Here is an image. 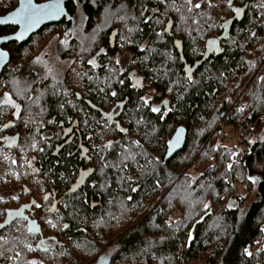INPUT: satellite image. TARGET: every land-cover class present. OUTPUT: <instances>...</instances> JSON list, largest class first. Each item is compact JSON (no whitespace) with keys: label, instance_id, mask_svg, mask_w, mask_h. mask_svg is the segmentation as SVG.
<instances>
[{"label":"trees","instance_id":"1","mask_svg":"<svg viewBox=\"0 0 264 264\" xmlns=\"http://www.w3.org/2000/svg\"><path fill=\"white\" fill-rule=\"evenodd\" d=\"M3 1L4 3H0V15L8 11L6 6L9 4L13 7L16 5L15 0ZM89 1L86 2V10L93 19V27L96 30L92 36V51L95 52L100 46H105L109 53L106 60L112 63L119 50L120 36L117 33L112 48L110 26L115 24L113 27H116L117 21L111 20V16L105 17L103 22H100V19L102 20L105 12L110 13L109 9L114 13L121 11L127 13L129 5L132 10L137 11L138 5L144 0H129L128 4H121V0H94L98 3L96 6H91ZM248 1V6L245 1H242L241 6H243H240L245 12V18L237 25L234 32V39L238 42L232 46L230 43L232 38H228L225 51L218 57L211 56L193 73L192 77H186L169 35H159L156 30L157 25L154 28L153 23L145 24L144 20L141 22L130 20L132 26L139 28L137 24L139 23L144 29H138L131 34H129L131 30L125 32V48L132 51L135 56L139 55L137 64L148 76L149 89H155L160 97L166 96L172 110L169 119L162 122L160 117L153 116L146 110L147 104L139 103V96L131 97L130 101L133 103L129 108L138 107L140 118H146V121L139 126L140 151H148L152 143L149 140L151 132L147 130L149 126L157 125L161 131L168 124L173 128L171 132L179 125L187 129L186 149L166 163L157 161L153 166L149 162H141L142 184L136 194L129 193L127 190L130 188L119 184L117 176L126 175L127 168H132V164L127 156H115L117 150H113L110 160L116 162L114 167L119 166L118 170L108 168L104 175L97 179L95 186H88L86 200L84 196H75L73 200L71 198L66 202L68 210L65 215L69 217L74 228L82 227L87 230V233H78L76 237V264H84L86 259L93 261L101 248L112 239L114 242L110 264H132L127 263L131 260H141L144 264H201L203 261L208 264H264V248L259 241L264 237L261 231V223L264 221L262 215L264 213V137L251 142L249 138L240 135L236 146H241L243 152L239 159L232 161L228 156L230 150H226V145L222 144L226 130L233 128L238 130L241 127L244 128L243 132L248 134L251 128L258 129L264 117L263 111L257 107L259 103H264V0ZM156 6L157 11L165 14L164 19L171 16L174 23L184 22L183 18L175 16L176 12H195L193 11L195 5L189 10L184 9V5L180 2L177 9L173 8L172 11L167 0H157ZM222 7L226 13L231 9L229 3ZM107 21L108 25L105 26ZM174 29V37L177 36L176 33L184 32L177 27ZM7 31L6 28L0 29V33ZM193 33H197L194 28L187 35L185 33L181 36L183 54L191 63L196 60L195 56L202 52L195 50L197 44L192 41ZM144 40L147 48L139 50L138 44L143 43ZM31 42L23 43L22 47L16 49V56L26 50L29 59H24L26 63L14 69L11 77L13 92L17 93L14 90L17 87L20 89L24 87L26 91L42 90L39 103L44 108L53 110L59 118V123L67 121L74 108L89 109L85 103L75 98L77 91L83 97L89 98L85 95L84 86L81 89H73L75 82L79 83V86L81 83L90 82L85 79L89 68L81 69L77 67L78 64L70 63L60 72L48 74L47 69L51 67L46 66L44 69L43 66L35 64L37 60L39 62L43 59H40V56L38 58L41 48L39 49L36 44L30 47L33 44ZM79 49V47L67 48L62 55L71 58L82 54V57H85V53H81ZM171 49L172 55L169 54ZM114 66L116 68L115 63L110 68L106 67V70L112 72ZM9 70L10 68L4 77L10 75ZM106 70L91 71L92 91L87 94L100 92L102 87L105 92L103 98L97 96L91 98L95 103L111 98V89L117 86L122 87L121 94L129 90V83L125 79L123 86H120V83L115 84L113 79L103 86L100 78H104ZM30 96L31 92L27 91V97ZM250 104L255 105L253 109L247 107ZM130 115V118L134 117ZM48 118L53 121L54 115H48ZM48 123L53 124V122ZM135 126L137 127L136 124ZM198 126L203 128L204 134L195 137V129ZM212 128L213 130L217 128V133L215 132L210 138ZM193 142L194 151L190 148ZM210 143V152L205 153L203 146L207 147ZM155 145L159 146L158 140ZM189 152H191L190 159L194 156L207 166L201 177L193 183V188H189L188 184ZM141 156L147 157L149 154L143 152ZM47 157L48 154L42 157L45 164L49 162V165L54 166L56 173L59 172L61 175L66 173L69 176L73 166V158L69 153H59L58 158H54L53 161ZM143 159L142 157L141 160ZM228 163L231 165L230 168ZM172 172L184 174L177 181L173 176L168 195L162 196L165 184L170 182L167 178ZM253 176L258 177L256 185L249 181V177ZM161 183L164 187L163 191L160 189L162 191L160 193L158 189ZM239 183L241 186L248 185L257 190L258 199L252 202L244 216L241 215V203L237 201L238 191H242L237 190ZM64 185L65 182L62 180L61 186ZM154 187L156 193L153 195L151 192ZM91 198L94 201L102 199V206L92 210L89 206ZM230 199L237 201V208L230 209L228 206ZM105 209L109 217L107 223L103 220ZM257 244L258 248L255 247ZM245 249L251 255H246Z\"/></svg>","mask_w":264,"mask_h":264},{"label":"flooded vegetation","instance_id":"2","mask_svg":"<svg viewBox=\"0 0 264 264\" xmlns=\"http://www.w3.org/2000/svg\"><path fill=\"white\" fill-rule=\"evenodd\" d=\"M156 1L140 2L137 11L141 12L135 11L136 9L132 10L128 5L127 13L122 11L114 13L111 9L108 10L110 13H104L100 22L108 16H111V20L117 21L116 27H113L115 24L110 26L112 48H114L117 33L120 36L119 50L112 63L106 60L109 53L105 46H100L95 52L92 51V36L96 30L93 27V19L86 10L87 0H70L65 4L67 14L61 22L43 27L28 42L24 43L27 44L33 40L31 43L34 45L36 41L38 48H41L38 58L40 56L43 60L39 62L37 60L35 64L43 66L44 69L46 66L51 67L47 69L48 74L60 72L70 63L78 64L77 67L81 69L89 68L85 79L90 82L81 83L80 86L75 82L73 87L75 90L84 86L85 91H83L89 98L83 97L78 91L75 93V98L85 103L89 109L74 108L68 120L63 121L64 123L61 121L59 123V118L53 110H48L39 103L42 90L28 89L27 91L31 92L30 97H27V91L22 86L21 89L19 87L14 89L17 93L13 92L11 77L14 69L24 65L26 63L24 59H29V54L25 50L21 55L16 56V49L22 45L16 42L1 46V49L9 54L10 62L0 77V100H3L4 94L8 93L12 101L19 105V109L10 104H0V264H76V237L78 233H87V230L82 227L75 229L69 217H66L67 200L71 198L73 200L75 196H84L86 200L88 186H95L97 179L103 176L108 168L118 170L119 166L114 167L116 162L110 160V154L114 149L117 150L114 153L115 156H127L132 164V168H127L126 175L117 176L122 187L130 188L127 190L129 193L139 192L143 176L140 172L141 162H149L153 166L157 161L166 163L165 157L169 142L182 125L177 126L173 132L169 124L161 131L157 125L149 126L147 130L151 132L149 140L152 145H149L148 151H140L139 126L146 121V118H140L138 107L129 108L133 103L130 101L131 97L139 96L141 104L145 100L148 101L149 103L144 102L148 106L146 110L153 116L160 117L162 122L169 119L172 110L166 107L167 103L164 101L169 100L166 96L160 97L155 89H148V76L139 69L137 64L139 55L135 56L132 51L125 48L124 33L131 30L129 32L131 34L138 29H144L139 23H137L139 28L132 26L130 20L138 22L144 20L145 24L153 23L154 28L157 25L156 30L159 35H169L172 38V47L177 51L184 67L186 77H192L193 73L211 56L218 57L225 51L228 38H232L230 43L235 46L238 41L234 39V32L237 25L241 24L245 18L241 4L245 1L244 3L248 6L249 2L248 0H231V2L229 0H167L171 11L173 8L177 9L179 2L184 5V9L189 10L193 9L194 5H200L199 8L195 7L193 10L195 12H176L175 16L183 18L184 22L174 23L173 17L168 16L164 19L165 14L157 11ZM15 2L16 5L12 9L0 16L14 11L19 5L18 0ZM89 2L91 6L98 4L94 0ZM122 3L128 4L129 0H121ZM150 3L154 4L149 6ZM227 3L231 9L226 13L222 6ZM234 9L239 11H234ZM52 27L54 29L50 31ZM174 27L184 32L176 33L177 36L174 37L173 30L176 29ZM193 28L197 32L192 34V41L197 44L195 50L202 52L195 56L196 60L191 63L185 59L183 54L181 36L185 33L187 35ZM6 30L8 31L0 33V36L13 35L18 29L6 27ZM36 37L39 39L38 43ZM51 39L55 42L59 61L63 62L62 67L61 64L58 67L52 65L48 56L44 54L46 45ZM76 47L80 48L81 53H85V57H82V54L71 58L63 57L64 50ZM138 48L139 50L147 48L145 40L138 44ZM172 49L169 50L170 55H172ZM114 63L116 68L114 66L111 69L112 72H108L106 67L110 68ZM8 68H10V75L4 77ZM93 70L98 72L106 70L104 78H100L103 86L108 84L110 79H113L115 84L120 83V86H123L125 79L129 83V90L121 94L122 87L117 86L111 89V98L106 101L93 102L91 100L93 96L103 98L105 93L102 87L100 92L94 91L87 94L92 91L91 71ZM150 91L152 92L149 93ZM157 99L161 100L157 101ZM154 107L158 111L153 112ZM51 114L54 115L53 121L48 118ZM130 114L134 117L130 118ZM48 122H53V124ZM157 140L159 146L155 145ZM185 149L186 146L182 151ZM62 152L69 153V156L73 158L69 176L66 173L62 175L59 172L56 173L54 166L42 161L45 154H48L47 158L53 161ZM143 152H148L149 156H141ZM109 163H111L110 166ZM183 172L185 173L186 169ZM184 173L172 172L167 178L170 182L165 184L164 191L162 190L164 184L159 185L158 190L160 193L163 191L162 196L168 195L172 184L171 178L175 176L177 181L183 177ZM62 180L65 182L64 186H61ZM153 193H156L155 187L151 194ZM72 200L71 204H73ZM89 204L93 210L102 206V199L94 201L91 198ZM108 218V211L105 209L103 217L105 223L108 222ZM65 225L67 227H64ZM107 237L110 239L109 236ZM113 242L114 239L109 240L89 264L96 263L101 257L110 263Z\"/></svg>","mask_w":264,"mask_h":264},{"label":"rangeland","instance_id":"3","mask_svg":"<svg viewBox=\"0 0 264 264\" xmlns=\"http://www.w3.org/2000/svg\"><path fill=\"white\" fill-rule=\"evenodd\" d=\"M0 3H4V1L3 0H0ZM12 7H13L12 4H9L8 6H6L7 10L12 9ZM52 29H54V27H52L50 29V31ZM36 39H37V43H38V40H39L38 37H36ZM34 44H36V41H35ZM31 45H33V44H31ZM31 45H30V47H31ZM44 54H46L48 56V60L50 61V63L52 65H54L55 67H58L61 64V67H62V63L63 62L61 63L59 61V57L56 54L54 40L51 39L47 43L46 48L44 50ZM151 92L152 91H150L149 93H151ZM147 103H149V102L147 101ZM263 104L264 103L261 102V103L258 104L257 107L263 111L262 114L264 115V105ZM254 106L252 104L247 105V107H250L252 109L254 108ZM195 130H196V136L195 137H198L199 135L204 134L203 128L201 126H198ZM229 130L230 129L226 130V133H225L226 134V137H224V141L222 142V144L223 145H226V147H227L226 150H230V154H228V156L230 157V159L232 161V160H236L237 158L239 159L240 155L243 152L241 146L240 147L239 146H236L237 139L240 137V135L243 136V137L249 138V140L251 142L252 141H255L257 139H261V138L264 137V117L262 118L261 125L258 127V129H252L251 128L250 130H248L249 131L248 134L245 133V132H243L244 128H241V127H239L238 130H236V128L235 129L233 128L230 131ZM211 132H212V134H211V136H209L210 138L212 137V135L215 132L217 133V128H215L214 130L212 128L211 129ZM210 146H211V143L207 147L203 146V150L204 149L206 150L205 153L210 152ZM190 148L193 149V151L195 150L194 142L191 143ZM217 149H218V147H217ZM190 154H191V152H189V163H188L189 165L187 167V174H189L188 175V184L190 185L189 188H193L194 187V184L193 183H195V181L198 180L201 177V175L205 171L204 169L207 166L205 164H202L201 161H200V159L198 160V159L194 158V156H193L192 159H190ZM227 165H229V163ZM259 165H261V164H259ZM237 190H242V191H238L237 201H238L239 204L241 203V205H240V206H242L241 215L244 216L245 213H246V211H247V209L252 204V202H254V201H256L258 199L257 198V190L255 188H253V187L248 186V185H247V187H246V185L245 186H243V185L241 186L240 183H239V185L237 184ZM246 193H247V195H246ZM237 201L236 200H231V199L229 200L228 206L230 207V209L237 208V205H238L237 204ZM262 215H264V213ZM177 216H175V217L177 218ZM261 226H262V229H264V221H262ZM263 234H264V232H263ZM259 241L262 242V247L264 248V237H263V239H260ZM255 247L258 248V244ZM90 262H91V260L86 259V261H85L84 264H89ZM127 263L144 264V262L141 261V260H134V261L131 260V261H128ZM201 264H208V262L203 261Z\"/></svg>","mask_w":264,"mask_h":264},{"label":"snow or ice","instance_id":"4","mask_svg":"<svg viewBox=\"0 0 264 264\" xmlns=\"http://www.w3.org/2000/svg\"><path fill=\"white\" fill-rule=\"evenodd\" d=\"M231 2V0H229ZM195 7L199 8L200 5L197 4ZM234 11H239L234 9ZM61 12L59 0H48V3H33V0H20V6L14 11L11 12L7 17L0 18V24L11 23L13 25L19 26V31L16 32L15 36L2 35L0 36V41H9V40H19L21 39L25 32L30 29L34 24H36L40 19L45 17H55ZM6 53L0 52V59H2ZM143 99V98H142ZM147 103V101H144ZM0 104H10L13 107L19 109V105H16L12 99L9 97L8 93L4 94V99L0 100ZM153 112L158 111L157 108H152ZM229 168L231 165L228 166ZM250 180H253L252 177H249ZM253 182H255L253 180ZM135 190V189H133ZM207 207V205L205 206ZM50 223V222H49ZM55 226V225H53ZM64 227H67L65 225ZM264 232V229H261ZM246 255H251L247 249L244 250ZM19 255V253H17Z\"/></svg>","mask_w":264,"mask_h":264},{"label":"water","instance_id":"5","mask_svg":"<svg viewBox=\"0 0 264 264\" xmlns=\"http://www.w3.org/2000/svg\"><path fill=\"white\" fill-rule=\"evenodd\" d=\"M69 1L70 0H59L60 8H61L60 14L55 16V17H45V18L40 19L36 24H34L30 29H28L25 32L24 36L21 39H19V40H9V41H0V52L6 53V55L2 59H0V77H1V75L3 73L4 68L10 62L9 54L7 52L3 51L1 49V46L2 45H6V44H10V43H13V42H16V43H19V44L26 43V42H28L31 39V37L33 35L38 33L43 27H46V26L52 25V24H57V23L61 22L64 19V17L66 16V14H67L65 4L68 3ZM18 2H19V5H18V7H19L20 6V0H18ZM33 3H41V4H43V3H48V1L37 2V1L33 0ZM14 11H11V12H14ZM10 13H8L7 15H4V16H0V18L7 17ZM6 27H14V28L18 29L17 32L19 31V26L18 25H13L11 23L0 24V28H6ZM15 34L8 35V36H13L14 37ZM164 102L167 103L166 107L168 109H170L169 101L165 100ZM187 137H188V131H187V129L185 127H179L176 130L175 134L173 135V137H172V139H171V141L169 142V145H168V151H167V154H166V157H165L166 162L170 161L172 158H174V156L177 153L181 152L185 148V145L187 143ZM252 178H253V180L255 182H253V180H250V179H249V181L254 183V185H256L258 183V177L253 176ZM93 264H110V263L108 261H106L104 259V257H101L96 263H93Z\"/></svg>","mask_w":264,"mask_h":264}]
</instances>
